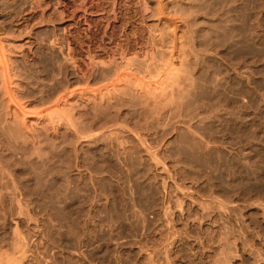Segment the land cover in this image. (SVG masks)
<instances>
[{"label": "rangeland", "instance_id": "rangeland-1", "mask_svg": "<svg viewBox=\"0 0 264 264\" xmlns=\"http://www.w3.org/2000/svg\"><path fill=\"white\" fill-rule=\"evenodd\" d=\"M147 1L153 7L156 0ZM188 1L198 21L206 20L199 27L214 55L185 90L190 101L161 110L134 95L118 104L117 93L107 92L118 77L110 83L93 78L102 74L98 62L127 65L123 54L133 47L128 56L136 58L129 30L139 31L143 17L150 23L154 7L143 11L142 0H0V44L21 60H15L23 72L17 68L16 77L27 75L20 84H31L25 87L35 98L62 91L75 103L66 105L79 111L71 109L78 113L77 133L62 126L58 135L43 133L40 147L11 153L22 166L21 182L33 179L24 185L36 196L31 207L21 203L33 212L27 218L17 202H0V232L7 233L0 238L11 241L1 243L12 251L16 225L18 243L25 244L17 247L15 257L24 253L15 264H264V0ZM45 106L56 109L33 110L44 114ZM0 131L1 156L9 160L12 141Z\"/></svg>", "mask_w": 264, "mask_h": 264}, {"label": "bare ground", "instance_id": "bare-ground-1", "mask_svg": "<svg viewBox=\"0 0 264 264\" xmlns=\"http://www.w3.org/2000/svg\"><path fill=\"white\" fill-rule=\"evenodd\" d=\"M136 1V0H135ZM152 1V0H151ZM155 1V0H154ZM194 1V0H192ZM188 0H156L154 2V8L148 3L147 0H142V3L144 5V9L143 11H145L147 8H148V11L153 8V13H150V15L152 14V16L149 17V19L152 17V21L150 23H148V21H146L147 23H144L145 21L143 20V18H141V29H139V31L137 30H134V27L130 28L129 30V34H133V39L132 41L135 42L136 46L138 47H135L136 49V52L139 54H137V56L135 55V53H133L135 55L136 58H129V53L130 55H132V49H131V52H128L127 55L123 54L125 52H123L121 50V53L123 54V59L122 61H127V65H122V64H118V65H111L109 62L107 61H101L100 63L98 62L97 64H99V67L101 66V69L102 70V74L100 75L101 77L98 76V73H99V68L96 69L98 70V73L95 72V74L97 75H93V78L95 79L96 82H100L101 83V80L104 82L106 80L109 81L108 83H110L111 79H113L114 77H118L117 79V82H114L116 83L117 85H115L114 87V83L110 86H113V87H110L111 88H114V89H109V91H107V86L106 88H99L100 90L102 89H106L107 92H109L108 94L111 95H115L113 93H117L116 96H114V99L115 97L116 98H119V100L117 99L116 100V103L120 104L121 102L123 103L129 96L131 95V97H134L137 96L139 100H141V102L143 103H148L149 105L152 103L154 104L155 106L158 107V109H161V110H164V108L168 105L170 107V105L172 106H180V104L182 105L183 103L185 104V102L187 101L186 100V92L185 90H187V88H189V86L191 87L195 81H197L200 77H201V74L204 70V65L206 64L209 56H211V59L212 58V55L214 53H212V50H210V46L212 43H210L211 41H209V43L206 42L204 43V41L202 40L203 39V34L200 30V27H199V22L202 23V20L204 19H200L201 21H198V15L195 14V10H194V7L192 8V10L190 8H188ZM191 2V0H190ZM238 2V1H237ZM140 3H141V0H140ZM192 3V2H191ZM194 4V3H193ZM192 4V5H193ZM153 5V4H152ZM191 5V4H190ZM195 5V4H194ZM197 8L195 9H198V5L195 6ZM215 7V6H214ZM150 8V9H149ZM172 8L174 10V13L173 15L171 14L172 11H170ZM170 9V10H169ZM200 9V7H199ZM203 9V8H202ZM194 10V12H193ZM204 10V9H203ZM203 10H200L203 11ZM139 11V10H138ZM151 11V10H150ZM195 14H192V12ZM197 12V11H196ZM199 12V11H198ZM205 12V10L201 13L203 14ZM134 13V12H133ZM206 13V12H205ZM199 14V13H197ZM200 14V16H201ZM237 14V13H236ZM197 16V17H196ZM199 16V17H200ZM208 13L207 15L205 14V17L207 18V21H208ZM210 17V15H209ZM213 18V17H212ZM211 20V19H210ZM213 20V19H212ZM211 20V21H212ZM219 20V19H218ZM138 21V20H137ZM211 21L207 22L208 24L211 23ZM204 22H206V20L204 19ZM203 22V23H204ZM214 22V20L212 21ZM130 23V22H129ZM144 23V24H143ZM206 23V24H207ZM134 24V23H133ZM146 25V26H144ZM202 26V24H201ZM206 27V25H204ZM210 27V25H207ZM220 26V25H219ZM137 27V26H136ZM235 27V26H234ZM136 29V28H135ZM206 29L209 30V28L206 27ZM124 30V29H123ZM202 30H204L202 28ZM208 30H205V31H208ZM204 31V35L207 33H205ZM222 31V30H221ZM127 32V31H126ZM209 33V32H208ZM126 34V33H125ZM128 34V33H127ZM128 34V35H129ZM210 35V34H208ZM202 36V38H201ZM206 38L208 39V37L206 36ZM205 36H204V39H206ZM130 39V38H129ZM206 39V40H207ZM210 39V37H209ZM212 39V37H211ZM217 40V39H216ZM128 41V40H127ZM208 41V40H207ZM3 43V41H1ZM5 42V41H4ZM124 42V41H123ZM126 42V40H125ZM130 42V41H129ZM214 43V42H213ZM5 44V43H4ZM129 44V43H128ZM133 44V43H132ZM209 44V45H208ZM134 45V44H133ZM134 45V46H135ZM8 46V45H7ZM49 46V45H48ZM131 46V45H130ZM212 47H214L213 45H211ZM128 47V46H127ZM7 47H5L4 45L0 44V130H2L3 132H7L5 134H9L8 136H10V140L9 141H12L10 143V145L13 147V151L12 149L10 150V145H9V151L7 149V152H9L10 156L12 157L11 159L9 160H6L5 156H1V152H0V202H4L5 205H6V202L9 203L10 201L12 202H15V204L18 203V207L20 208L21 206V203H24V202H28L30 203L31 201H33V198H35L33 196L32 198V192H30L27 188L26 185L24 184H28V183H31L30 179H31V173L28 174L27 170H26V173L28 174V176L30 177L29 179V182H26V183H22L21 180L23 178V176H21V174L23 173L21 171V169L19 168L20 166H17L15 165L13 162H15V158L13 157V154L11 155V153H15L16 151V148L18 149H21L19 151L22 152V148H27L29 149V147H32V146H36L40 141H42V139L40 140L39 137H43L41 135H45V133L47 132L46 135H48L49 132H56L55 134H57V130L62 127H69V128H72L76 131L77 133V125H78V120H76V115H78V113L75 114V116H73V111L74 110H77V109H74L75 108L74 106L73 107H70L71 105L75 104L71 101H68L67 99L69 98V95L68 97L65 96L64 94H60L62 91H61V87L59 91V94H55L56 92L52 91L54 94L52 95H49V96H45L42 94V90L40 93L42 96L41 97H37L35 98V94L36 92H32L30 91L29 87L27 86H32L31 84L29 85H21L19 80L20 81H24L25 80V77L26 75H24V80H21V79H17V68L19 69V66L16 65L15 63V60L17 61L18 58L15 59V57L13 58L12 55L14 54H7L6 50ZM216 49H218L216 47ZM51 50V49H50ZM124 51L126 50L125 48L123 49ZM214 50V49H213ZM135 50L133 49V52ZM211 51V52H209ZM217 53H220L218 50H216ZM10 52V51H9ZM209 53H211L209 55ZM215 53V54H217ZM120 54V56L122 55ZM224 54V53H223ZM125 55V56H124ZM214 55V54H213ZM218 55V54H217ZM216 55V56H217ZM221 55V53L219 54ZM51 56V55H50ZM128 56V57H127ZM131 57V56H130ZM214 57V56H213ZM216 58V57H214ZM221 58V57H219ZM51 59V58H50ZM222 59V58H221ZM19 60V59H18ZM26 60V59H25ZM24 60V61H25ZM210 60V59H209ZM21 61V60H20ZM20 61H17V64L18 62L20 63ZM23 61V60H22ZM121 61V62H122ZM209 62V61H208ZM212 62V61H211ZM24 64V62H22ZM21 63V64H22ZM125 63V62H124ZM131 64L128 65V64ZM96 64V63H95ZM209 64V63H208ZM27 64H24L25 68ZM23 66V65H22ZM23 66V67H24ZM28 66V65H27ZM208 66V65H207ZM210 66V65H209ZM241 66V64H240ZM20 68H22L20 66ZM29 68V67H28ZM208 68V67H207ZM235 68V67H233ZM237 68V67H236ZM21 74L23 73L21 71V69H19ZM94 70V69H93ZM239 70V69H238ZM30 71V70H29ZM209 71V70H208ZM207 71V72H208ZM242 71V70H240ZM19 72V73H20ZM40 72V71H39ZM18 73V74H19ZM91 75V76H92ZM17 76V77H16ZM20 76V75H19ZM22 76V75H21ZM96 76V77H94ZM241 77V76H240ZM13 78V80H12ZM15 78V79H14ZM19 78V77H18ZM23 78V77H21ZM52 78V77H51ZM85 78V77H84ZM17 79V80H16ZM31 80V79H30ZM29 82L31 83L32 81ZM58 81V80H57ZM56 81V85L59 83H57ZM116 81V80H115ZM121 81V82H119ZM26 81H24L25 83ZM65 82V81H64ZM61 85H63V83ZM67 82V81H66ZM98 82V83H99ZM112 82V81H111ZM119 82V83H118ZM36 83V82H35ZM40 83V82H39ZM28 84V82H27ZM55 84V83H54ZM59 84V86H60ZM55 85V86H56ZM67 85V84H66ZM65 85V86H66ZM71 85V84H70ZM25 87L26 90H28L27 92L24 90ZM43 86V85H42ZM46 85H44V89L46 91V88L47 86L45 87ZM50 86V85H49ZM54 86V85H53ZM58 86V85H57ZM56 86V87H57ZM64 86V87H65ZM68 86V85H67ZM33 87V86H32ZM52 87V86H51ZM53 88V87H52ZM52 88L49 87V89L51 90ZM68 88V87H67ZM33 89V88H31ZM43 89V90H44ZM54 89V88H53ZM99 89L94 91V94L95 93H98L99 92ZM35 90H38L35 88ZM113 90V91H112ZM190 90V89H189ZM47 91L48 88H47ZM57 91V89H56ZM64 91V90H63ZM105 91V92H106ZM32 92V93H31ZM38 92V91H37ZM104 90L103 91H100V93H105ZM107 92L105 94H107ZM69 93V92H68ZM78 93V92H77ZM87 93V92H86ZM89 93V92H88ZM88 95V97L91 95ZM93 93V91H92ZM99 93V94H100ZM112 93V94H111ZM191 93V92H190ZM137 94V95H136ZM189 94V93H187ZM81 95V94H80ZM104 95V94H103ZM102 95V96H103ZM34 96V97H33ZM71 96V95H70ZM94 96V95H93ZM92 96V98H94ZM100 97V95L97 94L96 97ZM101 96V97H102ZM120 96V97H119ZM127 97L126 99L125 98H121V97ZM189 96V95H188ZM35 98L34 100L31 98ZM65 97L66 100H65ZM73 97V96H72ZM82 97V96H81ZM89 97V98H90ZM105 98H107L105 95H104ZM130 97V98H131ZM133 97V98H134ZM190 97V96H189ZM103 98V97H102ZM101 100H104V102L106 101L107 105L109 104H112L113 103H110L112 101V99H106L103 98ZM130 98H128L126 101H128ZM88 99V98H87ZM100 98H97L94 99V102L95 104L97 103V101L99 100ZM113 99V100H114ZM134 99L137 100V98L135 97ZM189 99V98H187ZM72 100V99H71ZM77 100V99H76ZM79 100V99H78ZM77 100V101H78ZM92 100V99H91ZM90 100V101H91ZM101 100L97 103V104H102L103 106V101L101 102ZM74 101V100H73ZM118 101V102H117ZM133 101V100H132ZM185 101V102H184ZM190 101V100H189ZM187 101V102H189ZM192 101V100H191ZM76 102V101H74ZM120 102V103H119ZM140 102V101H139ZM186 102V103H187ZM38 104V107H36V105L34 104ZM55 103V104H54ZM71 103V104H69ZM73 103V104H72ZM109 103V104H108ZM115 103V104H116ZM125 103V102H124ZM140 103V104H142ZM35 105V109L37 108H40L39 106L41 105H48V104H52L54 105L53 108L56 110L54 111H49L47 110V106H45L46 108L42 109V112L45 110V112H43L44 114H42L39 110V113L40 114L38 115V111H34L33 108L34 107H31L32 105ZM66 105V104H69V105H66L67 108H70V109H66V107H64L63 105ZM77 104V102H76ZM126 104V103H125ZM132 104V103H131ZM146 104V105H148ZM79 105V104H78ZM105 105V106H107ZM123 105V104H122ZM127 105H128V102H127ZM56 106V107H55ZM69 106V107H68ZM95 106V105H94ZM110 106V105H109ZM108 106V107H109ZM116 106V105H115ZM174 106V107H175ZM52 107V106H50ZM77 107V106H76ZM98 107V106H97ZM113 107V106H112ZM119 107V106H118ZM52 108V109H53ZM102 108V107H101ZM106 108V107H105ZM32 109V110H31ZM73 111H72V110ZM104 109V108H103ZM108 109V108H107ZM106 109V111H107ZM118 109V108H117ZM120 109V107H119ZM155 109L157 110V108H154L153 110L155 111ZM168 109V108H167ZM68 110V111H67ZM72 112H70V111ZM97 110V109H96ZM95 110V111H96ZM122 110V109H120ZM48 111V112H47ZM94 111V112H95ZM153 111V112H154ZM160 111V110H159ZM77 112H79L77 110ZM102 112V111H100ZM110 112V111H109ZM115 112V111H114ZM150 112V111H149ZM158 112V110L156 111ZM71 113H73L71 115ZM105 113V112H104ZM91 114V113H90ZM155 114V112H154ZM192 114V113H191ZM196 113L194 112L193 115H192V118L194 117ZM40 117H38V116ZM94 115V114H93ZM117 115V114H116ZM161 116V115H160ZM78 117H81V116H78ZM77 117V118H78ZM109 119V118H108ZM106 119V120H108ZM111 121V120H110ZM113 121V120H112ZM191 121V120H190ZM78 122V123H77ZM187 122V121H186ZM193 123V122H192ZM191 123V124H192ZM104 124V123H103ZM108 124V123H106ZM81 125V124H80ZM183 125V124H182ZM189 125V124H188ZM103 126V125H102ZM185 126V125H184ZM101 127V126H100ZM188 126H186L187 128ZM192 127V126H191ZM185 128V129H186ZM179 129V128H178ZM190 129V128H189ZM68 131V130H67ZM81 131V130H80ZM93 131V130H92ZM95 131V130H94ZM1 132V131H0ZM65 132V131H64ZM72 132V131H71ZM62 133V132H61ZM79 133V132H78ZM91 133V132H90ZM93 133V132H92ZM103 132H101L102 134ZM2 134V133H1ZM4 134V135H5ZM54 134V133H53ZM54 134V135H55ZM69 134V133H68ZM105 134V133H104ZM190 134V133H189ZM58 135V134H57ZM78 135V134H77ZM76 135V136H77ZM81 135V133L79 134ZM85 135V134H83ZM91 135V134H90ZM188 135V134H187ZM1 136V135H0ZM7 136V135H6ZM71 136V135H70ZM87 136V135H86ZM96 136V135H95ZM79 137V136H78ZM88 137V136H87ZM1 138V137H0ZM190 138L191 140L193 141V143H196L195 141L197 140V135H195L194 132H192V134L190 135ZM2 139H3V136H2ZM7 138H4L3 140H5ZM79 139H81V136L79 137ZM95 139V138H94ZM1 140V139H0ZM2 141V140H1ZM7 141V140H6ZM5 141H3L2 143H6L8 144ZM79 141V140H78ZM77 142V141H76ZM1 143V142H0ZM42 143V142H40ZM39 143V144H40ZM2 145V144H1ZM4 145V144H3ZM2 145V146H3ZM76 143H74V147H75ZM5 146V145H4ZM39 146V145H37ZM40 147V146H39ZM73 147V148H74ZM4 148V147H3ZM5 148H8L7 146H5ZM35 148V147H33ZM2 149V148H1ZM37 149V148H36ZM3 150V149H2ZM5 150V149H4ZM30 150V149H29ZM33 150V149H32ZM76 150V148L74 149ZM25 152L28 151V150H24ZM23 151V152H24ZM37 150H34V151H30V153H33ZM6 152V153H7ZM77 152V150L75 151ZM5 153V154H6ZM17 154H19L18 152H16ZM15 153V154H16ZM28 155H29V152H27ZM14 154V155H15ZM16 154V155H17ZM8 156V153L6 154ZM31 155H35V153L33 154H30L29 157L32 158ZM78 155V154H77ZM10 156H8L10 158ZM21 156H25V155H21ZM21 156H18L20 158H23ZM76 156V155H75ZM17 157V156H16ZM14 158V159H13ZM24 158H27V159H24V161L30 159L28 158V156L26 155ZM19 158H17L18 160ZM33 159V158H32ZM77 159V158H76ZM16 160V161H17ZM34 160V159H33ZM32 160V161H33ZM31 161V159H30ZM74 161V159H73ZM72 161V162H73ZM78 161V160H77ZM29 162V161H28ZM71 162V163H72ZM17 163V162H15ZM20 163V162H18ZM27 163V162H26ZM34 163V162H33ZM78 162H76L77 164ZM23 164V163H22ZM32 164V163H30ZM28 166V168H30V165ZM24 166H25V162H24ZM23 166V167H24ZM22 167V166H21ZM35 167V166H33ZM27 168V164L26 166L24 167V169ZM27 168V169H28ZM23 169V168H22ZM31 171V170H30ZM29 171V172H30ZM25 172V170H24ZM35 172H33L34 174ZM32 174V175H33ZM42 174V173H41ZM23 175V174H22ZM35 175V174H34ZM43 175V174H42ZM63 176V175H61ZM21 177V178H20ZM27 177V176H26ZM34 177V176H33ZM36 177V175H35ZM26 178L24 177V180ZM23 180V181H24ZM33 180V179H31ZM27 181H28V178H27ZM34 182V181H32ZM33 184V183H32ZM31 185V184H30ZM34 186V184H33ZM32 187V186H31ZM34 188V187H33ZM64 188V187H63ZM48 193V192H46ZM40 193L36 194V195H39ZM44 196L46 194L42 193ZM41 194V195H42ZM51 194V193H50ZM49 194V195H50ZM48 195V194H47ZM52 196V195H51ZM38 197V196H37ZM49 196H45L46 199H49L48 198ZM53 199V196L51 197ZM37 199V198H36ZM44 199V198H43ZM50 199V200H52ZM39 200V199H37ZM58 200V199H57ZM9 201V202H8ZM41 201V200H40ZM39 201V202H40ZM43 201V200H42ZM41 201V202H42ZM47 200H45L44 202L46 203ZM17 202V203H16ZM27 204V203H26ZM35 204V202H34ZM33 204V205H34ZM38 204V203H37ZM40 204V203H39ZM38 204V205H39ZM44 204V203H43ZM48 204V202H47ZM10 205V204H9ZM31 203H30V207H31ZM32 205V206H33ZM41 205V204H40ZM4 206V205H3ZM17 206V205H15ZM13 205V207H15ZM26 206V205H25ZM24 206V208H25ZM37 206V205H36ZM34 206V207H36ZM42 206V205H41ZM28 207V205L26 206ZM30 207H28L30 209ZM33 207V208H34ZM7 210L9 208H12V205L8 208L6 207ZM21 214L23 210V207L21 206ZM37 208V207H36ZM41 208V207H40ZM5 209V208H4ZM2 209V210H4ZM16 209V208H15ZM10 210V209H9ZM13 210V209H12ZM17 210V209H16ZM20 210V209H19ZM18 210V211H19ZM27 210V209H26ZM34 210V209H33ZM17 211V212H18ZM29 210L25 211L27 212L29 215H25V217L27 218V216H30L31 214L30 213H33V212H28ZM1 212V211H0ZM10 212V211H9ZM15 212V211H14ZM19 212V213H20ZM18 213V214H19ZM26 213V214H27ZM45 213V212H44ZM2 215L3 212L1 213ZM8 215V211L6 213ZM6 214L4 217H6ZM11 216H12V212H10ZM24 215V214H23ZM9 216V215H8ZM18 216V215H17ZM3 217V216H2ZM31 217V216H30ZM34 218V217H33ZM5 219V218H4ZM11 219V218H10ZM32 219V218H31ZM35 219V218H34ZM6 222L8 221V219L5 220ZM4 221V222H5ZM14 224H17V221L14 220ZM9 224L11 223L10 221L8 222ZM4 224V223H3ZM6 224V223H5ZM7 224V225H9ZM14 226V225H13ZM11 226V227H13ZM31 226V225H30ZM17 229H16V228ZM15 229H14V235L12 237L14 241V244H11L13 247V249H11L12 251L10 250H7L4 248V246L6 247L7 244L3 245V243L1 242H4L6 240H4V238L7 236V233L4 231H1L0 233H6L5 234H0L2 235L3 239L0 238V264H15L17 262V260L19 259L18 257L22 256L23 257V253L20 255V253L23 251H21L20 253H18L19 255H17V257H15L16 255H14V253H16V251H18L19 249H17V247L19 248L20 246V250H21V247L24 246L25 244H22L18 243V237L21 235L20 231L18 230L19 227L15 225ZM6 228H8L6 226ZM5 230V228H4ZM13 230V229H10V231ZM16 230L18 232V235L16 233ZM21 230V229H20ZM30 232V231H29ZM13 233V231H12ZM11 234V233H10ZM5 235V236H4ZM25 235V234H24ZM23 236V235H22ZM10 237V236H9ZM23 238V237H22ZM21 238V239H22ZM27 238V237H26ZM6 239V238H5ZM8 239V237H7ZM11 239V240H12ZM20 239V238H19ZM9 241V240H8ZM6 241V242H8ZM17 241V243H16ZM26 241V240H25ZM11 241H9L8 243H10ZM13 242V241H12ZM26 243V242H25ZM18 246H17V245ZM28 244V243H27ZM10 245V247H12ZM22 245V246H21ZM8 246V245H7ZM27 246V245H26ZM7 248V247H6ZM9 248V247H8ZM23 248V247H22ZM10 249V248H9ZM17 249V250H16ZM25 250V249H24ZM18 258V259H17ZM21 260V258H20Z\"/></svg>", "mask_w": 264, "mask_h": 264}]
</instances>
